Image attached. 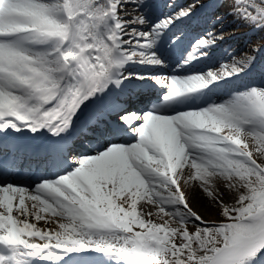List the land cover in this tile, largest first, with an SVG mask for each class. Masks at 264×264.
<instances>
[{"label":"snow or ice","instance_id":"snow-or-ice-1","mask_svg":"<svg viewBox=\"0 0 264 264\" xmlns=\"http://www.w3.org/2000/svg\"><path fill=\"white\" fill-rule=\"evenodd\" d=\"M129 2L0 0V138L25 130L55 138L19 162L15 153L0 157V264H264V166L248 144L264 155V86L211 99L254 58L183 76L129 72L132 64L162 66L160 49L180 43L172 28L191 14L182 9L142 31L149 18L131 16ZM225 5L264 31V0ZM223 38L200 39L199 56ZM196 59L183 61L186 71ZM149 80L165 91L141 101L147 110L120 107L121 97L141 95L134 81ZM117 108L119 122L106 118ZM81 117L91 154L70 159L65 144ZM34 160L55 178L34 187L9 182L25 166L31 172ZM182 177L199 182L224 222L189 207ZM214 177L239 192L232 207L227 191L212 189ZM140 201L155 205L162 222L145 219ZM29 218L58 229L41 230Z\"/></svg>","mask_w":264,"mask_h":264},{"label":"bare ground","instance_id":"bare-ground-1","mask_svg":"<svg viewBox=\"0 0 264 264\" xmlns=\"http://www.w3.org/2000/svg\"><path fill=\"white\" fill-rule=\"evenodd\" d=\"M188 3H190L191 5H194V10H201L203 11V13H201V15L204 16V18H207L206 22V26L204 23L203 29L206 28L205 30L208 31L211 28V21H213L214 19H218L219 25H222L223 21H226V13L223 10H217V9H213L211 8V10L209 9L208 12L204 9V3L205 2H200L201 4L195 2V0H186ZM142 1L139 0V2H137L136 0H131V2L128 3L127 5V12L130 13L131 16H136L139 15V13L141 12V9L139 7H137L138 5H141ZM136 7L138 8V11L136 9ZM209 7V6H208ZM135 9V11H134ZM204 9V10H203ZM138 12V13H137ZM210 15L211 20H208V17ZM225 15V16H224ZM189 21L190 18H187ZM223 20V21H222ZM228 23V22H227ZM237 22H235L236 24ZM139 28L142 29H146L148 28L147 25L144 26H140ZM241 35H245V33H241ZM260 32H250L247 33L245 35V43L242 45L243 48H245V53L248 54L249 56H255L256 55V51H257V47L252 48V46H256L257 40L260 38ZM239 36V35H238ZM236 36V37H238ZM239 38H234V40H230L229 41V45H231L232 47H236L238 44V42H240L241 40H238ZM227 42V41H226ZM246 42H251V47L246 45ZM261 58L259 57L258 59L260 60L259 66L264 65V51L262 52L261 50ZM221 59L219 60H223L226 59V55H222L220 56ZM241 59L240 57H238L236 60ZM231 65V64H229ZM264 67V66H263ZM250 80H248L249 82ZM184 177L181 178L180 180V186L181 189L185 192V196L187 199V202L189 201V205L191 206V209H195L194 211L197 212V210L202 213L205 217L207 221H212L213 219H208L209 214L214 213L215 211V207L212 206V202L211 199L207 196V194L201 189V187L199 186V182L196 181H190L188 185H186L184 183ZM226 182L223 180V178L220 177H214L212 178L211 181V187L214 191H227L229 193V195L225 196V202L227 203V205L232 204L235 199L237 197H234V193L231 192V190L227 189L225 187ZM30 203V202H29ZM138 211H140L143 215L145 219H152L153 222H158V221H162L161 216L157 215L158 209L155 205H151L148 204L146 201H140L138 203ZM215 208V209H214ZM151 212L152 215L148 216L147 213ZM29 222L30 223H34L36 225L37 228L41 229V230H45V229H51V230H57L58 226L55 223H47L45 222V220H40V221H35L34 219L29 218ZM33 242H39L38 239L36 238H32Z\"/></svg>","mask_w":264,"mask_h":264},{"label":"rangeland","instance_id":"rangeland-1","mask_svg":"<svg viewBox=\"0 0 264 264\" xmlns=\"http://www.w3.org/2000/svg\"><path fill=\"white\" fill-rule=\"evenodd\" d=\"M200 1V0H198ZM184 4H180V6H178V10H175L176 12H174L175 14L178 13L177 11H180V10H188V9H192V6L187 3V2H183ZM130 6V5H128ZM137 11H138V8L136 7ZM138 13V12H137ZM130 14V13H129ZM174 14V15H175ZM139 15H142L141 13H139ZM228 22V23H227ZM235 22H237L235 24ZM149 29H146L144 31H148ZM250 32H260V38L257 40V43H256V46H252V48H255L257 47V50L264 48L262 44H264V31H254L252 28H250L248 25H245V24H242L240 23L238 20H236L232 15L228 14V16H226V21H223V24L222 26L219 27V30L216 32L217 34H222L223 35V40H218L217 43H220L224 40H234V38H239L238 40H241L240 42H238L237 46L236 47H231L233 48L234 50H236L235 54L237 55H242V56H249L248 54L245 53V48L243 49L240 45L241 44H244L245 41V36L241 35L239 37H236L238 36V34L240 35L241 33H245V35L247 33H250ZM248 46L251 47V42H246ZM240 46V47H239ZM239 47V48H238ZM231 50V49H229ZM251 57V56H250ZM248 144H249V150L253 152V158L257 160V163L261 164L262 166H264V155H260L258 154L256 151H255V144L254 142L251 140V138H248ZM181 187V186H180ZM221 191V189H220ZM243 189H240V192H242ZM232 193H234V197H237L238 198V195H239V192L235 191V190H231ZM212 202V201H211ZM188 205L190 204L189 201L187 202ZM235 203V201L228 205L229 207H232L233 204ZM189 207L191 208V206L189 205ZM215 209V208H214ZM193 210V209H192ZM195 210V209H194ZM193 210V211H194ZM196 211V210H195ZM194 211V212H195ZM197 214L201 215L202 218L206 220V217L200 213L198 210L196 212ZM208 219H213L212 221H221V222H224V218L218 213L217 209H215L214 213L212 214H209L208 216ZM162 221H158L156 223H161ZM172 226H176L175 224H173ZM138 230V229H137ZM189 230L190 231H194L195 229L192 228L191 226H189Z\"/></svg>","mask_w":264,"mask_h":264}]
</instances>
